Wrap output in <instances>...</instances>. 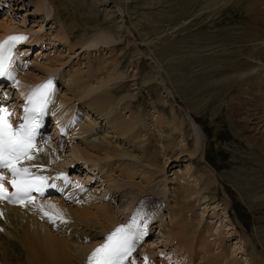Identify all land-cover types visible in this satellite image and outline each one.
<instances>
[{
  "label": "rangeland",
  "instance_id": "1",
  "mask_svg": "<svg viewBox=\"0 0 264 264\" xmlns=\"http://www.w3.org/2000/svg\"><path fill=\"white\" fill-rule=\"evenodd\" d=\"M24 1L0 0V22L8 19L14 28L24 27L26 30V32L11 30V33L22 32L30 35L32 34L30 32H33L37 36L43 35L41 38L33 36V44L29 38L27 42L30 43L22 47L26 64H29L25 70L26 74L39 77L42 70L36 65L55 61L56 65L49 67L56 69L57 75H68L66 73L71 75L76 72L83 74L85 77L82 76L83 79L91 83L89 88L92 94L113 87L115 108L118 110L125 106L123 108L125 110H119L124 119L137 115L142 139H145V136L151 139L152 143L155 139L160 141L157 146L153 143L157 149L167 142L178 144L173 151L166 150L163 158L160 156L159 166L163 167L166 164L163 168L164 178L169 180L165 181V187L156 184L162 179L144 181L135 177L133 182L144 186L150 193L162 189L172 190L176 184L185 187L193 196L185 200V204L190 201L185 206L192 208L186 209L190 211L186 212L187 217L194 216L200 220L201 225L210 224L214 229L220 222L228 237L224 241L226 245L232 244L233 247L239 242L242 246L244 238L251 244H247V247L242 246L245 253L237 250L232 255L233 258L240 264H253V261L255 263L258 260L254 258L256 255L263 254L264 257V138L260 132L255 133V130L250 129L251 125L244 127V124L239 123L233 116H237V112L242 113L247 106V99L243 100V97L239 96L238 88L216 85L219 79L235 71L232 68L235 64L242 62L240 65L244 67L242 64L248 57L246 56L248 48L252 46V39L246 38V35L253 31L251 20L253 17L249 15L254 10L253 5L248 7L246 0L239 2L238 0H110L112 6L119 7L123 12H121L123 17L118 14L117 19L122 28L125 26L123 30L129 29L132 36L127 32L125 36L130 39L129 42L122 38L115 43H98L96 47L87 43L95 34L92 29L88 31L82 30V27L71 28L72 9L82 0H63V2L49 0L48 5L44 1L50 15L46 17L49 18L48 21L44 17L42 22L40 20L45 16L46 11L43 0H38L44 9L39 10L40 12L35 10L32 2L25 6ZM33 1L37 2V0ZM92 1L85 0L86 6ZM260 4L258 2L257 7L261 10L264 4L259 6ZM49 6L52 7L51 10ZM81 22L80 19V22L76 23ZM27 30L32 31L27 32ZM49 31L54 37L51 42L46 35ZM156 64L160 66V69L157 68L160 78L166 87L171 89L174 99L165 98L163 94L158 95L152 89L156 81L150 76L151 73H155ZM97 67L104 70L102 72L105 74L99 71L98 77H90L93 73L92 69ZM59 68L62 69L57 70ZM58 88L67 94L66 97H70L65 89L61 86ZM120 98L122 103L119 101ZM249 98L255 101L253 96ZM71 100L74 102L75 99L71 98ZM185 113L202 129L203 136L199 139L198 147H195L191 129L188 130ZM151 114L153 116L158 114L154 117V121ZM179 123H183L180 128L181 133L173 130ZM179 141H182L181 145ZM184 144L185 148H183ZM68 146L69 148L65 144L64 148H60L58 157H55L66 163L54 166V170L62 169L68 164L72 171L77 167V170L79 167L81 169V163L84 162L79 155L76 156L79 158L74 160L70 152L72 146ZM143 146L145 154H150L153 150L151 143H145ZM122 147L124 150L132 151L134 155L144 156L142 148L141 151H137L128 148L126 144ZM173 148L171 146V149ZM193 150L195 152L190 153ZM179 151L182 153L178 155ZM79 161L81 163L75 167ZM179 170H184V175L181 176ZM66 171H69V168ZM124 174L125 172L116 168L113 177L110 174L104 176L112 180ZM92 175L91 173L87 175L88 182ZM158 175L161 176L160 173ZM175 176L177 179L174 178ZM84 178H86L85 174L82 181ZM124 182L129 183L126 180ZM105 183L104 181L100 185L98 182L89 187L96 190L98 197H101L102 191L104 189L107 191V187H110ZM134 196L135 188L131 186L120 188L115 193L116 201L112 206H115L118 224L123 222L122 213L128 212ZM213 221L216 223L211 225ZM156 232L153 235H159ZM154 245H158L156 240Z\"/></svg>",
  "mask_w": 264,
  "mask_h": 264
},
{
  "label": "bare ground",
  "instance_id": "2",
  "mask_svg": "<svg viewBox=\"0 0 264 264\" xmlns=\"http://www.w3.org/2000/svg\"><path fill=\"white\" fill-rule=\"evenodd\" d=\"M44 1H46L48 5L49 0H43V4ZM31 2L34 4L35 10H44L42 3L38 0L37 2H34L33 0H25L24 5H30ZM258 2L261 3L259 6L264 4L262 3L264 0L245 1V3H248V7L251 4L253 5L255 13L254 10H252L253 12L251 11L249 14L250 17H253L251 19L253 31L252 33H248L246 38L252 39V46L251 48H248L249 51L246 50L248 51L246 55L248 57L246 58V61L243 62L244 64H242L244 67L240 65L242 62L237 64L239 66L235 64V66L232 67L235 71L230 72L228 76L219 79L216 85L217 87L219 85H229V88H238L240 92L239 96L243 97V100L247 99V106L242 113H236L235 111L237 116H233L239 121V123L242 122L244 127L251 125L250 129L255 130V133L260 132L262 138H264V8L262 7L263 10L258 9ZM46 3L44 4L46 6L45 16L41 18V22L44 20V17L47 21L49 20V18H46L50 15ZM88 5L89 6H86L85 0L80 1L79 4H76L74 9H72L73 15L71 17L73 20L71 28L77 29L82 27V30L90 31V29H92V31L95 32V34L88 39L87 43L97 47L98 43H115L120 39L122 40V38L127 39V42L130 41L125 35L128 32L129 35L132 36V32H130L129 29L123 30L125 29V26L122 28L119 19H117L118 14L121 16L123 13L119 7L112 6L110 0H93L92 2H89ZM99 16H101V18H98ZM79 18L82 22L76 23L80 22ZM51 23L52 22H50V25ZM11 30L26 32L24 27L19 29H17V27L14 28L8 19H3L0 22V38L7 34H12L10 32ZM28 31L32 30H27V32ZM30 33L33 34V32ZM21 35L29 36V39L31 34ZM46 35L50 42L53 41L54 37H52L53 34L51 35L50 31ZM33 36H35V38H41L43 35L40 34L37 36L33 34ZM18 58L19 57L16 55L13 61V67L17 69L16 76L19 82L22 83V85H29V92H31V84H34L31 83V81H37L40 78H43L47 73H51L58 77V87L61 86L70 93V97H66L64 94L65 92L61 93V90L57 87L58 92L61 93L60 96L58 94L55 95V99L59 105L54 111V116L57 120H59L60 111L66 107L74 108L76 106L78 110L87 112V122L79 124L74 131V133L80 131L79 137L75 134L71 137L76 138L77 140L75 141V145L70 147V152L71 155L74 156V160L75 158L80 157L84 162L83 165L85 164L96 168L97 173L104 171L102 178L106 179H102L103 181L99 180L98 182L102 185L105 181V184H108L110 187H107V191L104 189L101 194L102 196L98 197V194L96 193L97 191L92 190L93 188L89 187V185H93L91 183H94L88 182L89 176L87 175L89 173L85 174V177L88 178V180L82 181L78 178L79 175H76V173L81 170L80 167L77 170V164H75V167L77 168L73 171L69 164L62 169L58 168L59 170H54L56 155L52 152V146L57 148V145L55 144V146L52 143H49V147H43L44 151L37 153L39 159L31 161V163L46 165V171L50 174L56 171L68 172L78 178L76 181H72L73 184L83 185L82 187L86 190L82 193L79 189L69 186L63 193L60 192L56 198L49 197L50 199H45L36 203V207L32 205L31 209L25 211H23L22 208H12L0 203V212H3V218L0 219V228L3 229V231H0V264H85L87 256L91 251L103 243V238L114 227L120 225L118 224L119 219L116 215V210L114 209L115 206L113 207L112 204L116 201L114 197L115 193H117L120 188L125 189V187L128 186L135 188V196L128 212L122 213L124 220L121 224L127 223L134 210L139 209L140 215L147 218V231H152L150 234L147 232L144 242L137 249V252L134 253L135 263L143 264L142 258L146 256L148 257L149 264H240V262L233 258L232 255L237 250L241 252L244 251L242 246L247 247V244H251L247 243V240L244 238L243 242L241 241L242 246L239 242L234 244L233 247L232 244L226 245L224 241L225 239H228V237L226 233H224V226L221 225L220 222L214 229L210 224L201 225L200 220H198V218L196 219L194 216L187 217L186 212L189 210L186 209L190 208H187L186 206L190 201L188 204L186 203V205L185 200L188 198L190 199L193 196L187 189H185V187L176 184L172 190L166 191L162 189L161 191L156 190V192L150 193V191L144 186L133 182L135 177H139L144 181H158V179H162L161 181L156 182V184L164 186L165 181L168 180L167 178H164L165 175L163 172V168L166 164H164L163 167H160L159 161L161 162V158L165 156L166 150L173 151L176 149L178 146L177 143L168 144L167 142V144L165 143V145H162L157 149L156 146L160 144V141H156L155 139L153 143H156V146H154L155 144L153 145L152 141H150L151 139L149 140L148 137L146 138L144 135L145 139L143 140V137L138 130V122L140 121H138V117L132 118L130 116L129 118L124 119L122 116L123 114L121 115L119 110L116 111L110 98L109 89H102L100 86L102 90H99L101 92L92 94L90 92L91 88H89L91 83H88V80L83 79V74L80 75L76 72L71 75L70 73H66L69 76L64 74L57 75L55 71L56 69L54 70L49 67V65L55 66L57 63L52 61V63L49 62V64H37L36 62L37 68L42 70L41 75L39 77L30 76L26 74L27 72L22 70L23 68L20 66L19 61L16 60ZM155 67V73H151L150 76L156 81V85L152 89H154L158 95L163 94L165 98L174 99L171 89L167 88L160 78V73L157 70V68L160 69V66L156 64ZM92 70L93 73L90 77L92 76L93 78L98 77L99 71L100 73H104L102 72L104 70L99 67ZM103 80L102 82H104ZM7 84L11 85L12 81H6L3 83V89L1 92L5 99H7V96L4 95V88ZM22 85L16 84L13 85L14 87L7 86L5 90L8 94L11 90L12 94L13 88H15V90L17 89L16 94H19L22 92ZM251 96L254 97L255 101H253V98H249ZM82 97H86L88 100L78 102ZM71 98L75 99L74 102H72L73 100H71ZM122 100L124 101V99ZM120 103H122V101ZM78 105H80V107ZM230 112H232V109H230ZM184 115L188 122V130L191 129L190 131H192L195 147H198L199 139L203 136L202 129L188 114L185 113ZM101 124L106 126V130L103 135H98ZM182 124L183 123H179V125L173 128V130L181 133L180 128H182ZM87 138L91 139L87 140ZM106 139L109 140V142ZM65 142L66 143L63 141V144H67V148H69L68 143L71 142ZM144 142L151 143V148L153 149V152L151 151L152 153H144ZM181 142L182 141H179L180 145ZM63 144L61 145V149L64 148ZM119 144L121 145L119 146ZM124 144L132 150L141 151L142 148V154L144 156L134 155L132 151L124 150L122 147ZM171 146L174 148L171 149ZM183 148H185V144ZM145 151L148 150L145 149ZM194 152L195 151L193 150L190 153ZM181 153L182 151H179L178 155ZM78 155L79 157H76ZM160 156L162 157L160 158ZM61 163L64 164L66 162L61 160ZM68 168L69 171H66ZM116 168H119V170L125 172V174L122 177H119L121 179L116 177L117 179L108 180L107 176L105 177L104 175L110 174L113 177ZM88 170H91V173L94 172L93 169L89 168ZM180 170L178 173L181 172V176L184 175L185 171ZM159 173L161 176L158 175ZM174 178H176V176ZM125 180L129 183H125ZM104 191L107 193H104ZM109 192L111 194H108ZM98 193L100 195V192ZM65 196H71L74 197V199L66 200ZM49 204L56 205V207L62 211L64 218L68 221L67 224H60L57 222V226L54 227L47 222V219H41L38 205L47 206ZM194 204L195 203H193V205ZM28 210L31 211V214L27 213ZM46 210L50 212L53 211L52 209ZM216 216L217 215H215V217ZM213 223L215 224L216 222L213 221L211 225H213ZM219 227H221V229ZM160 231L163 233L155 239L158 244V246H155L152 242L153 240L150 238L154 237L153 233L156 232L159 234ZM148 238L149 240H147ZM251 247L253 249L255 248V246ZM262 255L263 254H260L259 256L256 255L254 258H257L258 260L255 263L253 261V264H264V257H262Z\"/></svg>",
  "mask_w": 264,
  "mask_h": 264
},
{
  "label": "snow or ice",
  "instance_id": "3",
  "mask_svg": "<svg viewBox=\"0 0 264 264\" xmlns=\"http://www.w3.org/2000/svg\"><path fill=\"white\" fill-rule=\"evenodd\" d=\"M27 39V36L12 35L0 41V80L15 81V49ZM54 92L55 85L51 79L36 86L24 101L23 115L17 125L10 122L11 113L0 103V203L20 207L33 204L36 207L37 198H44L49 189L61 193L69 186L86 190L79 184L74 185L68 173L48 176L43 174L47 170L46 165L28 163L39 159L37 153L44 151L36 147L37 136ZM57 181L62 183L57 184ZM65 199L74 197L65 196ZM38 207L41 219H47L54 227L57 222L68 223L56 205ZM2 218L3 212H0ZM0 231L3 229L0 228ZM146 234L147 218L140 215L139 209H135L127 223L114 227L103 238V243L91 251L85 264H135L134 253L144 242ZM142 259L143 264H149L148 257Z\"/></svg>",
  "mask_w": 264,
  "mask_h": 264
}]
</instances>
